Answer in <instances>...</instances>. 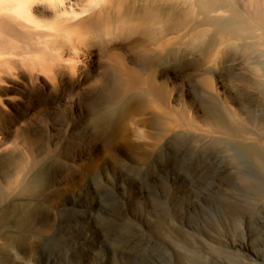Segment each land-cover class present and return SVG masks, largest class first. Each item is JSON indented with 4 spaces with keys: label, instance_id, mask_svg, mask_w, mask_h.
<instances>
[{
    "label": "rangeland",
    "instance_id": "rangeland-1",
    "mask_svg": "<svg viewBox=\"0 0 264 264\" xmlns=\"http://www.w3.org/2000/svg\"><path fill=\"white\" fill-rule=\"evenodd\" d=\"M28 1L0 11V264H264V0Z\"/></svg>",
    "mask_w": 264,
    "mask_h": 264
},
{
    "label": "bare ground",
    "instance_id": "bare-ground-1",
    "mask_svg": "<svg viewBox=\"0 0 264 264\" xmlns=\"http://www.w3.org/2000/svg\"><path fill=\"white\" fill-rule=\"evenodd\" d=\"M58 2H64L65 0H55ZM29 2L28 0H0V11H4V12H14L17 15H24V10L26 8H28L29 6ZM99 21L98 20H94L92 22V25L94 27L98 26ZM244 27V26H243ZM148 28V27H147ZM151 30V29H150ZM120 75V74H118ZM133 80H135L134 77H132ZM217 124V123H216ZM251 146V145H250ZM256 149V148H255ZM253 150V149H252ZM249 154V153H248ZM250 155V154H249ZM259 155V154H258ZM253 158V157H252Z\"/></svg>",
    "mask_w": 264,
    "mask_h": 264
}]
</instances>
